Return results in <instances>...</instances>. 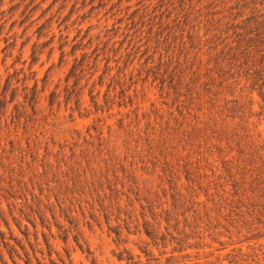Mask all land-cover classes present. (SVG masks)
<instances>
[{"label": "rangeland", "instance_id": "rangeland-1", "mask_svg": "<svg viewBox=\"0 0 264 264\" xmlns=\"http://www.w3.org/2000/svg\"><path fill=\"white\" fill-rule=\"evenodd\" d=\"M0 264H264V0H0Z\"/></svg>", "mask_w": 264, "mask_h": 264}, {"label": "trees", "instance_id": "trees-1", "mask_svg": "<svg viewBox=\"0 0 264 264\" xmlns=\"http://www.w3.org/2000/svg\"><path fill=\"white\" fill-rule=\"evenodd\" d=\"M12 252H14L13 250H11Z\"/></svg>", "mask_w": 264, "mask_h": 264}]
</instances>
